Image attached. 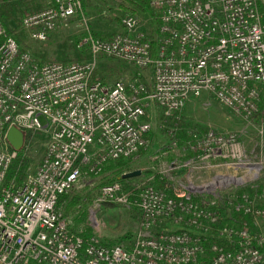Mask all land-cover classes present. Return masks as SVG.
<instances>
[{"label":"built area","instance_id":"2783aa9c","mask_svg":"<svg viewBox=\"0 0 264 264\" xmlns=\"http://www.w3.org/2000/svg\"><path fill=\"white\" fill-rule=\"evenodd\" d=\"M145 1L155 12L154 33L125 14L112 35L79 38L76 47L90 56L84 61L39 63L0 23V264H264V233L239 217H264V205L237 190V177L224 176L243 170L258 178L264 154L243 148L236 132H189L186 157L171 162L169 173L141 177L127 190L118 181L99 186L88 209L93 228L103 204L135 206L139 223L128 242L105 245L94 232L71 230L58 206L82 178L146 149L151 123L142 118L152 108L164 121L179 119L190 97L206 93L246 121L261 113L264 0ZM81 11V0H51L26 12L20 26L45 42ZM99 55L130 64L133 76L103 83L93 76ZM148 70L151 82L143 79ZM10 126L24 133V155L25 132L48 133L39 162L20 179L7 178L18 152L6 139ZM178 169L188 171L173 177ZM230 182L226 198L212 191Z\"/></svg>","mask_w":264,"mask_h":264},{"label":"rangeland","instance_id":"374dc122","mask_svg":"<svg viewBox=\"0 0 264 264\" xmlns=\"http://www.w3.org/2000/svg\"><path fill=\"white\" fill-rule=\"evenodd\" d=\"M49 2L50 0H0V19L5 22V27L8 30H15L19 33L18 39L23 48L36 61L62 62L84 58L88 60L89 54L86 57L82 56L84 52L76 47L77 40L86 33L102 37L112 35L122 29L121 17L125 14L136 15L139 19L140 30L143 32L151 34L156 28L155 12L150 7V11L154 14L142 12L130 0H81V14L67 20L66 24L52 32L45 42H38L31 39L27 32L22 30L20 21L26 12L41 10L48 6ZM96 71L97 75H101L107 80L119 78L127 80L134 69L126 62L99 55L96 58ZM261 92V113L250 121L244 120L206 93L199 97H190L180 111L179 119L171 118L164 121L161 110L157 107L152 108L147 113L148 115L142 118L151 123V130L145 135L147 147L129 159L127 167L131 170H141L140 177L142 179L155 172L165 175L167 172L169 173L171 162L181 163L186 157L183 151L186 146L185 142H181L180 132L184 131L189 136V132H202L206 128H213L223 133L236 132L239 134L243 148H247L249 151L254 150L253 154H260V152L264 154V88L261 89ZM39 119L41 123L44 122L43 118ZM26 141L28 144L24 148L26 163L23 166V173L27 172V168L30 171L33 170L39 162L48 141V133L28 134ZM256 160H259V157ZM187 171V169H178L173 177L184 176ZM219 173L217 175H224L225 172L220 171ZM114 176L116 175L113 172L107 171L94 178H82L68 191L73 195L80 196L81 201H75V198L68 200L62 205V210L71 221V226L76 229L89 228L91 233L97 234L102 241L125 243L133 238L138 227L139 211L135 206L103 204L96 212L98 225L95 229L88 211L93 204L99 186L102 185L100 182L112 179ZM210 176L215 175L213 173L211 175L203 174L202 181L195 180L194 182L196 185L203 184L210 180ZM224 176L237 177L238 183H242L237 187V190L249 191L252 201L256 205H264V162L262 172L256 179L252 180L250 176L244 174L243 170H238L235 173L230 171ZM89 180L92 182L86 183ZM234 184L236 182H232L228 188L221 190L214 186L212 191L219 193L218 196L221 198H226L234 192L232 189ZM88 192L91 197L85 205ZM84 211H87V215L84 214ZM253 226L264 233V217L254 220Z\"/></svg>","mask_w":264,"mask_h":264},{"label":"trees","instance_id":"16d2710c","mask_svg":"<svg viewBox=\"0 0 264 264\" xmlns=\"http://www.w3.org/2000/svg\"><path fill=\"white\" fill-rule=\"evenodd\" d=\"M130 1L137 9L141 10L142 12H145V13L146 12L147 13L150 12L151 14H154V12L150 11V8H149V6H148V4H147V2L145 0H130ZM261 12H262V22H263V25H264V9L263 8H261ZM0 23L3 25V28L6 31V33L16 39V41L18 42V44L20 46V49L21 50H26V49L23 48L22 44L20 43V41L18 39L19 33H17V31H15V30H8L5 27V22H3L1 19H0ZM96 36H98V35H96ZM98 37L104 38L102 36H98ZM152 44L154 46L155 43L152 42ZM85 49H87V48H85ZM110 58H112V57H110ZM37 62L40 63L41 61H37ZM93 76L94 77L98 76L102 80L103 83H107L109 81H112V80L105 79L101 75H97V71L96 70L94 71ZM261 103L262 102H260V106H262ZM170 119L171 118H168V120H170ZM25 138L27 140V133L26 132H25ZM180 138H182L181 142L184 143V142H186L189 139V136H187V134L184 131H181L180 132ZM143 150L144 149L141 148L139 152H142ZM128 160L129 159H127V158H118L116 160L108 162L104 166V168L102 169L100 175H103L105 172L110 171V172H113L114 175H116V176H114L112 179H105V181L100 182V184H105V183H111L113 181H118V182H120L123 190L129 189L132 186V183L134 181H138L141 177L140 176H136V177H131V178H122V174H124V172H127V171L131 170L130 168L127 167V161ZM25 163H26V156L24 155V151L22 149V150L17 152V155H16L15 159L13 160L12 165H11V167L9 169L8 174H7V178H12V176L16 175L17 178L20 179L22 177V175H23L22 170H23V166L25 165ZM155 184L157 186H162L163 183H162V180L160 179L159 176H156ZM86 194H87V197H86L85 205H87L86 203L91 197V194L89 192L86 193ZM74 198L76 199L75 201H78V202L81 201L80 196L78 197L76 195H73L71 192H67L66 194H63V195L59 196V198H58V206L61 207L66 201L74 199ZM110 205H115V204H110ZM84 212H85L84 214L87 215V211H84ZM85 215H84V218H86ZM239 217H242L244 220H246L255 229V226H253V220H252V218L250 216L239 215ZM70 229L71 230H78V229H76V227H73V226H70ZM90 233H91V230L89 228H85V230H83V235L84 236H86V235H88ZM102 242L105 245H112V244L117 243V242H113V241H110V240H105V241H102Z\"/></svg>","mask_w":264,"mask_h":264},{"label":"water","instance_id":"95a60500","mask_svg":"<svg viewBox=\"0 0 264 264\" xmlns=\"http://www.w3.org/2000/svg\"><path fill=\"white\" fill-rule=\"evenodd\" d=\"M6 139L14 150L19 151L23 146L24 133L22 130L18 129L17 127L10 126L6 133ZM140 175H141V170L135 169L122 174V178H131Z\"/></svg>","mask_w":264,"mask_h":264},{"label":"crops","instance_id":"0c3cea01","mask_svg":"<svg viewBox=\"0 0 264 264\" xmlns=\"http://www.w3.org/2000/svg\"><path fill=\"white\" fill-rule=\"evenodd\" d=\"M51 1V0H50ZM50 3V2H49ZM147 33V32H146ZM80 51L81 52H84V54L82 53V56H87L88 55V52H87V49H80ZM87 59V58H86ZM85 60V58L84 59H82V60H77V61H84ZM62 62H69V61H62ZM133 73L134 72H132L131 73V75H130V77L129 78H131L132 76H133ZM145 74H144V77H143V79L144 80H146L147 82H151V72L148 70V71H145L144 72ZM163 154H165V153H163ZM162 155V154H161Z\"/></svg>","mask_w":264,"mask_h":264}]
</instances>
